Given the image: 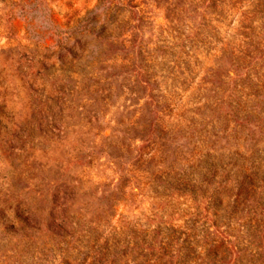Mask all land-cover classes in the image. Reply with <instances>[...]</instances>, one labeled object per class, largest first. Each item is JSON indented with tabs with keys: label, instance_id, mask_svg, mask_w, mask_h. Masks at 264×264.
I'll return each instance as SVG.
<instances>
[{
	"label": "rangeland",
	"instance_id": "374dc122",
	"mask_svg": "<svg viewBox=\"0 0 264 264\" xmlns=\"http://www.w3.org/2000/svg\"><path fill=\"white\" fill-rule=\"evenodd\" d=\"M216 214L263 264L264 0H0V264L202 260Z\"/></svg>",
	"mask_w": 264,
	"mask_h": 264
},
{
	"label": "trees",
	"instance_id": "16d2710c",
	"mask_svg": "<svg viewBox=\"0 0 264 264\" xmlns=\"http://www.w3.org/2000/svg\"><path fill=\"white\" fill-rule=\"evenodd\" d=\"M218 206L221 207L222 203L219 202ZM232 214H234L238 209V204L232 205ZM230 222L224 220L222 215L216 214L215 218L212 220V227L214 230L209 232L207 235L208 244L202 245L203 249V257L202 260L199 258H195V255L198 252V244H196L195 248H183L185 252L188 254L184 257V260L177 261V257H174V252L171 251L170 243L172 239L169 240V243L166 247L158 248L157 254H160V257H157V260H152L151 257H155L156 255L153 252H149V255L141 254L143 257L145 256V261L141 264H228L229 262L235 263L239 260V256L236 253L237 245L235 244V236L230 234ZM261 240L264 241V235L262 236ZM163 245V244H162ZM261 247V248H260ZM256 248V251L250 250V255L252 257L257 256L261 257L264 256V245ZM146 249H149V246H146ZM179 251V250H178ZM193 255V257H192ZM150 257V258H149ZM243 257L241 256L240 260L242 262ZM162 258H165V262L162 261ZM190 259V260H189ZM192 261V262H188ZM178 263H177V262ZM111 264H114L112 262ZM264 264V262H263Z\"/></svg>",
	"mask_w": 264,
	"mask_h": 264
}]
</instances>
